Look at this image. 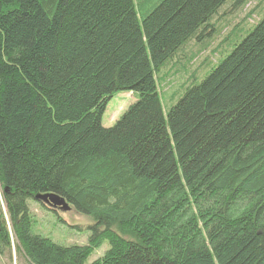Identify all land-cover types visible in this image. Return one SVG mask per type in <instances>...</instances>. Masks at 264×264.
Instances as JSON below:
<instances>
[{
	"label": "trees",
	"instance_id": "obj_1",
	"mask_svg": "<svg viewBox=\"0 0 264 264\" xmlns=\"http://www.w3.org/2000/svg\"><path fill=\"white\" fill-rule=\"evenodd\" d=\"M234 1L0 0L1 254L13 236L29 264L104 241L92 264H264V8L167 113L157 82ZM119 92L138 99L106 128ZM46 193L91 218L89 244L33 232Z\"/></svg>",
	"mask_w": 264,
	"mask_h": 264
},
{
	"label": "rangeland",
	"instance_id": "obj_2",
	"mask_svg": "<svg viewBox=\"0 0 264 264\" xmlns=\"http://www.w3.org/2000/svg\"><path fill=\"white\" fill-rule=\"evenodd\" d=\"M231 4L229 8L226 6L227 10L219 16L225 24L221 33L219 25L214 22L216 30L204 33L202 42L201 40L190 41L157 76L165 113L183 96L186 86L192 82V77H197L200 81L203 75L211 72L225 58L236 41L241 39V37L238 40L234 38L235 29L250 22L253 25L263 17V11L260 12V10L264 8V0L234 1L233 6L237 9L230 11ZM231 33L233 35L229 41V50H227L224 38ZM137 99L138 96L131 92L116 93L106 105L101 119L102 125L106 128L112 127ZM28 206L34 221L32 228L34 233L65 246L89 244L91 234L89 225L92 222L88 216L79 214L75 208L70 211L59 209L52 211L34 199L28 200ZM7 220H9L8 216ZM108 248L109 242H102L92 250L86 264H92L96 259L104 256ZM15 249V240L12 236V252L0 253V264H29L26 259L18 255Z\"/></svg>",
	"mask_w": 264,
	"mask_h": 264
},
{
	"label": "water",
	"instance_id": "obj_3",
	"mask_svg": "<svg viewBox=\"0 0 264 264\" xmlns=\"http://www.w3.org/2000/svg\"><path fill=\"white\" fill-rule=\"evenodd\" d=\"M34 199L54 209L62 211H70L72 209V205L63 196L56 193L37 194Z\"/></svg>",
	"mask_w": 264,
	"mask_h": 264
},
{
	"label": "flooded vegetation",
	"instance_id": "obj_4",
	"mask_svg": "<svg viewBox=\"0 0 264 264\" xmlns=\"http://www.w3.org/2000/svg\"><path fill=\"white\" fill-rule=\"evenodd\" d=\"M35 200V199H34ZM39 202V201H38ZM41 203V202H40ZM42 205H45L49 210H52V211H55L56 209H54V208H51L50 206H48V205H46V204H43L42 203Z\"/></svg>",
	"mask_w": 264,
	"mask_h": 264
}]
</instances>
